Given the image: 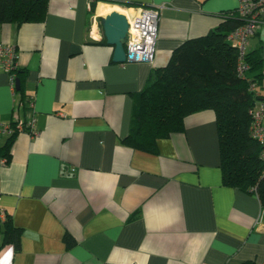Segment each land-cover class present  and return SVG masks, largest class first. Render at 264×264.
<instances>
[{
	"label": "crops",
	"instance_id": "0c3cea01",
	"mask_svg": "<svg viewBox=\"0 0 264 264\" xmlns=\"http://www.w3.org/2000/svg\"><path fill=\"white\" fill-rule=\"evenodd\" d=\"M142 7L159 9L152 61H113L101 17H131ZM236 7L237 0H48L39 21L0 22V43L16 48L24 70L14 92L0 63V125L33 120V132L19 131L9 161L0 162V212L21 231L18 249L0 233V264L264 262L260 201L223 183L212 111L188 115L153 153L123 143L150 73ZM246 48L262 56L264 96V11Z\"/></svg>",
	"mask_w": 264,
	"mask_h": 264
},
{
	"label": "trees",
	"instance_id": "16d2710c",
	"mask_svg": "<svg viewBox=\"0 0 264 264\" xmlns=\"http://www.w3.org/2000/svg\"><path fill=\"white\" fill-rule=\"evenodd\" d=\"M47 2L0 0V22L39 21L46 13ZM242 22L236 9L227 13L217 28L183 41L172 51L165 66L150 73L135 98L130 129L123 143L153 153L158 139L184 129L188 115L210 110L219 137L223 183L256 194L264 208V164L259 158V143L250 135L249 113L260 98L250 91L249 85L254 83L259 88L262 56L257 49L246 48L243 60L248 71L241 77L236 71L237 48L227 40V34ZM101 42L106 43L105 38ZM15 72L22 80L24 70L17 68ZM17 123V118L11 119L9 125L14 131L0 146V158L5 162L10 159V149L19 132ZM0 233L3 242L10 240L19 248L21 231L7 213L0 219ZM66 243H70L67 236Z\"/></svg>",
	"mask_w": 264,
	"mask_h": 264
},
{
	"label": "built area",
	"instance_id": "2783aa9c",
	"mask_svg": "<svg viewBox=\"0 0 264 264\" xmlns=\"http://www.w3.org/2000/svg\"><path fill=\"white\" fill-rule=\"evenodd\" d=\"M236 10L243 22L227 34V40L238 51L237 74L245 77L248 71V66L243 60L246 45L248 39L255 34L259 26L260 14L264 11V0H237ZM127 19L129 27L125 42L126 62H151L157 39L159 9L142 7L138 9L135 15L127 17ZM0 63L8 73L9 84L15 92V80L17 78L15 70L19 67L17 65L16 48L14 46L0 43ZM249 86L250 91H253L254 95H260L254 83ZM249 113L251 115L250 135L259 143V158L264 164V96L256 100L255 105L249 110ZM17 121L18 131L28 130L33 132V120L23 123L22 120L17 118ZM13 131L14 128L9 123L0 125V134L9 136ZM0 162L4 163L5 160L1 159ZM3 216L4 213L0 212V219ZM263 220L264 208L261 207L256 223H261Z\"/></svg>",
	"mask_w": 264,
	"mask_h": 264
},
{
	"label": "water",
	"instance_id": "95a60500",
	"mask_svg": "<svg viewBox=\"0 0 264 264\" xmlns=\"http://www.w3.org/2000/svg\"><path fill=\"white\" fill-rule=\"evenodd\" d=\"M100 25L106 43L113 46V61L125 62V42L129 27L127 17L123 13L113 10L101 17ZM15 89L19 90L18 78L15 80Z\"/></svg>",
	"mask_w": 264,
	"mask_h": 264
},
{
	"label": "bare ground",
	"instance_id": "6f19581e",
	"mask_svg": "<svg viewBox=\"0 0 264 264\" xmlns=\"http://www.w3.org/2000/svg\"><path fill=\"white\" fill-rule=\"evenodd\" d=\"M106 13H107V11H106Z\"/></svg>",
	"mask_w": 264,
	"mask_h": 264
}]
</instances>
